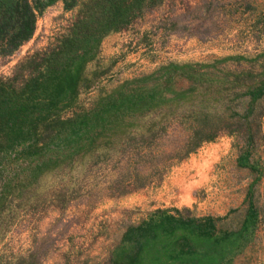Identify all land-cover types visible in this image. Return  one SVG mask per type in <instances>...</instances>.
<instances>
[{
    "label": "rangeland",
    "instance_id": "rangeland-1",
    "mask_svg": "<svg viewBox=\"0 0 264 264\" xmlns=\"http://www.w3.org/2000/svg\"><path fill=\"white\" fill-rule=\"evenodd\" d=\"M76 10L77 5L64 8L63 0L47 5L31 36L0 53V78L24 56L52 44ZM263 49L264 0H156L101 39L88 66L102 63L107 70L78 98L88 105L97 86L169 60L206 63L203 69L216 78L247 82L260 61L216 60ZM191 84L185 77L174 80L176 89ZM249 97H231L227 108L211 111L220 121L210 139L202 137L201 116L187 103L171 111L161 107L148 113L151 129L134 130L103 153L51 170L36 197L0 212V264H108L110 248L156 207L210 214L218 218L217 232L232 230L220 239L219 264H264V91L247 107ZM243 153L251 165L237 162ZM16 200L9 198V206ZM248 209L255 211L254 219L242 231Z\"/></svg>",
    "mask_w": 264,
    "mask_h": 264
},
{
    "label": "trees",
    "instance_id": "trees-1",
    "mask_svg": "<svg viewBox=\"0 0 264 264\" xmlns=\"http://www.w3.org/2000/svg\"><path fill=\"white\" fill-rule=\"evenodd\" d=\"M54 1L0 0V53H9L28 39L37 16ZM155 1L63 0L64 8L77 5L65 30L55 34L52 44L24 56L10 75L0 78L2 214L23 207L29 196L36 197L51 170L103 153L129 139L134 130L151 129L154 123L148 113L154 109L171 111L187 103L201 116L202 137L210 139L220 121L212 110L222 104L227 108L231 97L242 94H249V107L264 91L263 49L249 57L231 55L216 60L260 61L259 71L247 82L242 78H216L212 71L203 69L206 63L169 60L111 86L99 85L88 105L80 103L79 92L88 91L108 67L102 63L88 66L96 59L101 39L125 26L144 4ZM177 77H185L192 84L176 89ZM234 86L240 90L229 97ZM211 118L213 122L207 120ZM237 162L251 165L245 153L239 154ZM9 198L17 199L14 207L9 206ZM248 210V216L242 219V231L246 222L254 219L255 211ZM216 220L210 214L188 216L176 207H156L145 219L128 227L108 251L107 262L219 264L220 248L224 246L220 239L230 237L232 230L217 232Z\"/></svg>",
    "mask_w": 264,
    "mask_h": 264
}]
</instances>
